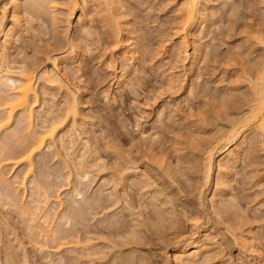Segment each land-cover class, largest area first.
<instances>
[{"label": "rangeland", "instance_id": "374dc122", "mask_svg": "<svg viewBox=\"0 0 264 264\" xmlns=\"http://www.w3.org/2000/svg\"><path fill=\"white\" fill-rule=\"evenodd\" d=\"M57 1L36 18L20 1L9 67L33 66L39 74L59 57L62 85L39 80L37 110L47 122L63 121L75 95L79 113L68 115L63 129L74 140L69 158L84 159L80 170L65 168L59 132L33 157L20 187L27 164L3 155L27 137L25 125L17 114L7 128L13 137L1 131L7 148L0 152V264H173L176 248L193 236L213 244L192 264H264L263 138L246 132L247 139L255 135L252 151L220 175L215 154L209 168L205 160L252 104L249 89L264 65V0H205L195 38L185 36L181 45L183 0H114L111 7ZM0 21V30L13 23L7 0H0ZM192 39L200 41L198 56ZM84 170L89 177L81 183ZM213 191L222 193L215 209Z\"/></svg>", "mask_w": 264, "mask_h": 264}, {"label": "bare ground", "instance_id": "6f19581e", "mask_svg": "<svg viewBox=\"0 0 264 264\" xmlns=\"http://www.w3.org/2000/svg\"><path fill=\"white\" fill-rule=\"evenodd\" d=\"M20 1L21 0H7V4L9 6V9L11 10V17H12V25L7 27V28H2L0 30V94H2L3 96L1 97L0 96V133L1 131L3 130H8L7 128L10 126V124L13 122L15 116L18 114L19 117L17 120H19V122L24 126V129L26 130V133H27V137L25 139H20L22 140L20 142V145L19 147L13 149V151L9 152V150L5 153V155H3V157H6L4 159H8V163L9 161H13V164L14 165H19L20 163H26L27 164V168H26V174H24L25 176H23V179L22 181L18 184L20 185V187H23L24 184H25V180H26V175L29 177L28 174L31 175L32 173V169H33V161L32 159H34L33 157L42 152V150L44 149H47L50 148V144H52L51 142L54 141L56 135L60 133V135H58V141H60L59 143L61 144L62 146V150H64L63 152L65 153V155L69 158V151H70V148L73 146V139H71V137L69 138L67 136V133L69 132L68 130H70L69 128L67 129V127L65 128V130L63 129L64 128V125H63V122H64V119L66 117H68V115H75L78 111H77V104H75V100H73L75 97V95H72L73 96V99H72V104H70V106H67L69 108L65 109V111L67 110L66 112V116L65 115H62L63 117H60V118H63V121L60 120L59 122H56L55 118L54 120L52 121V119L50 118V120L48 119V122L45 121V118L43 117V115H41L43 113V110L41 109H38V110H41V111H38L37 108H42L41 104L38 102V95H37V90H36V84L38 83L39 80H44L46 82H48L49 84L53 83L52 85L54 84H61L60 83V79H59V72H60V67H59V57L57 58H54L53 61H52V69L49 70V71H43L40 72L39 74H35V67L33 68V66L28 67V69H26V66L22 69H17V70H13V68H10L9 67V57H8V53H7V47L9 46V43L11 42V39L14 37V34L18 31L19 27L22 26L20 22H22V20H20V15L21 13H24L23 10L21 12L20 8L22 7L20 4ZM25 1V0H24ZM67 1V0H66ZM100 1V0H99ZM99 1L97 2L98 4H101L103 3L104 5L107 4L109 5L110 7L111 6H114L112 4H114V0H101V2L99 3ZM56 2H58L57 0H26V4H30L29 8L25 10V13L27 14H31L32 16H35L36 17H39L41 16V14H43L44 16V13L47 14L49 10H54L56 8ZM60 2V1H59ZM72 2V3H71ZM75 1L74 0H70L68 1L67 4L71 3V5H74ZM61 3V2H60ZM95 3V2H94ZM93 3V4H94ZM76 4V3H75ZM85 4V8L88 7V4L87 2H84ZM102 4V5H103ZM206 4V1L205 0H183V4H182V15L180 16V19L182 18L183 20V25L185 26V33L183 32V34L181 36L178 37V43H180L181 45V42L182 40L184 39L185 36H193L195 33H194V30H196L197 28V24L199 23V20H200V16H201V12L204 10V6ZM59 5V4H58ZM70 5V6H71ZM21 6V7H20ZM99 6V5H98ZM116 6V5H115ZM119 6V5H118ZM26 7V6H25ZM22 8V9H25ZM106 8V7H105ZM119 8V7H118ZM72 9V8H71ZM70 9V10H71ZM89 9V8H88ZM207 9V8H206ZM113 10V9H112ZM120 10V9H119ZM211 10V9H210ZM116 12V11H114ZM4 13V12H3ZM52 13V12H51ZM118 13V12H117ZM205 13V12H204ZM27 14V15H28ZM50 14V13H49ZM54 14V13H53ZM51 14V16L53 15ZM4 15V14H3ZM26 15V16H27ZM30 15V16H31ZM55 15V14H54ZM213 15V14H211ZM2 16V15H1ZM50 16V17H51ZM124 16V15H123ZM205 16V15H204ZM4 17V16H3ZM122 17V16H121ZM31 18V17H30ZM58 18V17H57ZM82 18V17H81ZM120 18V17H119ZM2 19V18H1ZM3 20V19H2ZM24 20V19H23ZM41 20V19H40ZM55 20V19H53ZM58 20V19H56ZM118 20V19H117ZM81 23H82V20L80 19ZM1 22V21H0ZM54 22V21H53ZM126 23V22H125ZM1 24V23H0ZM182 25V26H183ZM200 25V24H199ZM122 26V25H121ZM0 28H1V25H0ZM22 28V27H21ZM125 28V27H124ZM206 28V27H205ZM120 29V28H119ZM122 29V28H121ZM79 30V29H78ZM82 30V29H81ZM184 31V30H183ZM201 31V30H200ZM129 33V32H128ZM127 33V35H128ZM194 33V34H192ZM192 34V35H191ZM126 36V35H125ZM196 36V35H195ZM262 39H258L260 40L259 43H263L264 45V38H263V35H261ZM194 37V36H193ZM199 37V36H198ZM195 38V37H194ZM202 38V37H201ZM127 39V38H126ZM127 41V40H126ZM185 41V39L183 40V42ZM182 42V44H184ZM186 42L187 39H186ZM185 42V45L187 44ZM202 42V41H201ZM71 43V42H70ZM261 43V45H262ZM71 47V45H70ZM76 47V45H75ZM80 47V45H79ZM183 47V46H182ZM186 46H184L183 48H185ZM188 47V46H187ZM73 47H71L72 49ZM130 49V48H129ZM74 50V48H73ZM84 50V49H83ZM133 50V48H132ZM131 51V50H130ZM199 51H200V41L199 39H192V54L198 56L199 54ZM66 53V52H65ZM64 53V54H65ZM70 53V51H69ZM76 54V53H75ZM64 57V55L62 56ZM129 57V56H128ZM200 57V55H199ZM263 57V55L261 56ZM264 58V57H263ZM263 58H261V61L263 62ZM64 59L68 60L66 62L69 63V60L71 58H68V57H64ZM74 59V58H73ZM134 59V58H132ZM197 59V58H196ZM75 60V59H74ZM131 60V59H129ZM128 60V61H129ZM65 62V60H63ZM71 61V60H70ZM132 61V60H131ZM129 61V62H131ZM260 61V62H261ZM61 62V61H60ZM258 63V62H257ZM264 63V62H263ZM71 64H74L73 61L71 62ZM126 64V63H125ZM130 66H132V62L129 63ZM261 65V64H260ZM67 66V65H66ZM128 66V65H127ZM261 71H257L259 75H257L258 78H256V81L258 80L259 83L257 84H250L252 85L251 86V89H249L250 91H252V101L250 99V101L252 102L249 103L250 101H248L249 105L248 106V110L244 113H242L243 115L241 120L233 125L231 127V129L229 128V131L227 133V136L226 138L224 137V144L221 145L215 152L211 150L212 154L209 153L207 151V155H206V166L209 168L210 164H211V161H212V156L215 154L216 156V159H215V166H216V176L217 175H220V171L221 169L224 167L227 169V168H231L236 160L238 159V156L241 154H244L245 156L247 154H250V152L252 151L251 150V147L250 145L252 146V143H254L255 140V135H259V137H262L263 140H264V65H261ZM65 67V66H64ZM20 68V67H19ZM66 68V67H65ZM129 69V68H128ZM68 70V69H67ZM69 72V71H68ZM123 72V71H122ZM124 72H128V71H124ZM256 73V72H255ZM60 75V74H59ZM64 75V74H63ZM123 76V74L121 75ZM124 77V76H123ZM122 77V78H123ZM124 80V79H123ZM257 81V82H258ZM62 82V81H61ZM123 82V81H122ZM253 82V81H252ZM40 83V82H39ZM45 83V82H44ZM46 83V84H48ZM126 83V82H124ZM250 83V82H249ZM254 83V82H253ZM62 85V84H61ZM50 86V85H49ZM55 86V85H54ZM64 86V85H63ZM58 87V86H57ZM65 87V86H64ZM69 87V86H68ZM52 88V87H51ZM250 88V87H249ZM58 89H61L58 87ZM63 89V88H62ZM55 90V89H54ZM66 91V89H64ZM71 90V89H70ZM40 91V90H39ZM46 91V90H45ZM49 92V91H48ZM71 92V91H70ZM44 93V92H42ZM41 93V94H42ZM47 93V92H46ZM72 93V92H71ZM70 93V95H71ZM66 94V93H65ZM68 94V92H67ZM45 95V94H44ZM51 95V94H50ZM106 95V94H105ZM72 98V97H70ZM42 99V98H41ZM67 99V98H66ZM70 102V103H71ZM45 104V103H44ZM69 105V104H67ZM48 107V106H47ZM46 107V108H47ZM80 107V106H79ZM44 108V107H43ZM45 108V109H46ZM37 110V111H36ZM51 110V109H50ZM48 111V110H47ZM243 112V111H242ZM79 113V112H78ZM46 114V113H44ZM49 114V112L47 113ZM46 114V115H47ZM51 114V113H50ZM43 117L44 120L40 117ZM49 116V115H48ZM54 116V115H53ZM77 117V116H76ZM75 117V118H76ZM73 118V117H72ZM37 120V122H39L40 124V128H38L37 131L33 130V125H35V123L33 124V121ZM41 119V122L42 123H46L45 125L40 123V120ZM47 119V118H46ZM67 119V118H66ZM65 119V120H66ZM240 119V118H239ZM72 120V119H71ZM45 121V122H44ZM58 121V119H57ZM67 121V120H66ZM18 122V121H17ZM18 122V123H19ZM19 123V124H20ZM236 123V122H235ZM38 124V125H39ZM73 124V123H72ZM71 124V125H72ZM16 125V124H15ZM60 125H63V127H61ZM73 126V125H72ZM77 127V126H76ZM16 128V127H15ZM18 128V127H17ZM16 128V129H17ZM79 128V127H78ZM15 129V130H16ZM251 129L253 130L252 132L256 131L255 135L252 134V137H249L250 139H247V137H245V133L246 132H251ZM11 130V129H10ZM19 130V129H18ZM77 130V129H76ZM75 130V131H76ZM68 131V132H67ZM71 131V130H70ZM74 131V132H75ZM83 131V130H82ZM81 131V132H82ZM7 134H10L12 136V133L8 130ZM257 132L259 134H257ZM16 133V132H15ZM14 133V136L16 137V134ZM254 135V136H253ZM4 136V134H3ZM2 136V137H3ZM6 136V135H5ZM13 137V136H12ZM24 137V136H23ZM22 137V138H23ZM86 137V136H85ZM10 138V137H9ZM7 139V138H5ZM225 139H227V141L225 142ZM257 139V138H256ZM259 139V138H258ZM261 139V138H260ZM8 140V139H7ZM73 140V141H72ZM2 141V139H1ZM56 141V140H55ZM85 141V140H84ZM258 141V140H257ZM11 142V141H10ZM82 142V141H81ZM89 142V141H88ZM263 142V141H262ZM1 143V142H0ZM19 143V142H18ZM57 143V142H56ZM84 143V142H83ZM83 143H80V144H83ZM85 144V143H84ZM87 144V142H86ZM257 144V143H256ZM7 145H8V141H7ZM11 145V144H9ZM17 146V145H16ZM53 146V145H51ZM75 146V144H74ZM9 147V146H8ZM55 147V146H53ZM84 147V146H83ZM82 147V148H83ZM217 147V146H216ZM254 147V146H253ZM6 144L5 142H3V145L2 143L0 144V152L3 153V151L5 152V149H6ZM12 148H14L12 146ZM61 148V147H60ZM86 148V147H85ZM215 149V148H214ZM253 149V148H252ZM51 150V149H49ZM53 150V149H52ZM73 150V149H72ZM56 151V150H55ZM49 152V151H48ZM56 152L59 153V151L57 150ZM71 152V151H70ZM84 152V151H83ZM0 153V155H1ZM57 153V154H58ZM75 153V152H74ZM73 153V154H74ZM4 154V153H3ZM85 154V152H84ZM87 156V154H86ZM214 156V157H215ZM55 157V156H54ZM81 157V156H80ZM90 157V156H89ZM58 158V156L56 157ZM74 158V157H73ZM62 159V158H60ZM67 159V158H66ZM76 159V158H75ZM78 159V158H77ZM84 159V158H83ZM81 158V161L83 160ZM87 159V158H86ZM63 160V159H62ZM69 160V161H68ZM68 160H63L62 163L65 164V168H67V170H70L69 169L70 167H73L72 169L75 170L76 168L79 169V168H82V163L81 161H73L71 158H69ZM80 160V159H79ZM204 160V161H205ZM87 161V160H86ZM84 162V161H83ZM12 163V162H11ZM43 163V162H42ZM94 163V162H93ZM237 163V162H236ZM68 164H70L68 167ZM84 164V163H83ZM62 165V164H61ZM88 165V164H86ZM42 167V166H40ZM79 167V168H78ZM92 167V166H91ZM206 167V168H207ZM64 168V167H63ZM75 168V169H74ZM93 168V167H92ZM126 168V167H125ZM205 168V167H204ZM42 169V168H41ZM76 169V170H77ZM86 169V167H85ZM91 169V168H90ZM127 169V168H126ZM72 170V171H73ZM80 170V169H79ZM128 170V169H127ZM131 170V169H129ZM128 170V171H129ZM134 170V169H133ZM132 170V171H133ZM137 170V169H136ZM170 170V169H169ZM209 170V169H208ZM231 170V169H230ZM34 171V170H33ZM82 171V169H81ZM80 171V172H81ZM127 171V172H128ZM131 171V172H132ZM138 171V170H137ZM135 171V172H137ZM228 171V170H227ZM74 172V171H73ZM79 172V174H80ZM89 172V170H88ZM207 173H209L208 171H206ZM69 174L68 175V178L70 177V173L68 171ZM78 171L76 172V174L74 175H77L76 177H78L79 174H77ZM128 174V173H127ZM130 175V174H129ZM132 175V174H131ZM137 175V174H136ZM139 175V174H138ZM205 175V174H204ZM212 175V174H211ZM44 176V175H43ZM208 176V174H207ZM46 177V176H45ZM89 177L88 174L86 175V172L85 170L83 171V174H81V176H79V180L80 182L82 183L85 178ZM122 177V176H121ZM132 177V176H130ZM137 177V176H136ZM220 177V176H219ZM39 178V177H38ZM67 178V176H66ZM124 178V177H123ZM217 178V177H216ZM224 178V177H223ZM3 179V178H2ZM225 179V178H224ZM227 179V178H226ZM207 180V178H206ZM219 182L220 183V180H221V177L220 179L218 178ZM68 181V180H67ZM70 181V180H69ZM85 181V180H84ZM88 181V179H87ZM223 180H221L222 182ZM35 182V180H34ZM37 182V181H36ZM225 182V181H224ZM3 183V182H2ZM5 183V182H4ZM73 183V182H72ZM69 184V183H68ZM88 184V183H87ZM143 184V183H142ZM223 184V183H222ZM79 185V184H78ZM84 185V184H83ZM85 185H86V182H85ZM218 185V184H217ZM220 185V184H219ZM225 185V184H223ZM81 186V185H80ZM87 186V185H86ZM215 186V185H214ZM3 186H1L2 188ZM41 187V186H40ZM39 187V188H40ZM216 187V186H215ZM6 188V187H5ZM38 188V189H39ZM85 188V187H84ZM220 188V186H219ZM219 188H216L217 191H220ZM222 188V187H221ZM11 189V187H10ZM37 189V190H38ZM41 189V188H40ZM43 189V188H42ZM46 189V187H45ZM76 189V188H75ZM8 190V189H7ZM84 190V189H83ZM13 191V190H12ZM36 191V189H34V192ZM40 191V190H39ZM75 191L78 192V190L76 189ZM217 191H213L211 193V197L209 202H211V207L212 208H216L218 203L221 202V199H222V193L219 194V192L217 193ZM74 192V191H73ZM76 192V193H77ZM83 192V191H82ZM209 192V191H208ZM224 192V191H223ZM226 192V191H225ZM38 193V192H37ZM75 193V192H74ZM81 193V192H80ZM217 193V194H216ZM35 194V193H34ZM102 194V193H101ZM100 194V196H101ZM32 195V194H31ZM79 196V193L77 194ZM155 195V194H154ZM219 197H218V196ZM225 195V194H224ZM6 196V195H5ZM34 196V195H33ZM36 196V195H35ZM39 195H37L38 197ZM98 196V195H97ZM120 196V195H119ZM156 196V195H155ZM8 197V196H7ZM80 197V196H79ZM83 198V196H81ZM216 197H218L216 199ZM82 198H79V199H82ZM97 199V198H96ZM227 199V197L225 198ZM10 200H12L10 198ZM33 201V200H32ZM31 201V202H32ZM75 201V200H74ZM80 201H83V200H80ZM100 201V200H99ZM103 201V200H102ZM101 201V202H102ZM160 201V200H159ZM36 202V201H35ZM85 202V201H84ZM33 203V202H32ZM75 203V202H74ZM93 203V202H92ZM223 203V202H222ZM227 203V202H226ZM34 205L37 204L36 203H33ZM33 205V206H34ZM231 205V204H230ZM37 206V205H36ZM165 206V204H164ZM71 207V206H69ZM88 207V205H87ZM91 207V206H90ZM31 208V207H30ZM36 209V207L34 206L32 208L33 209ZM38 208V207H37ZM171 208V207H169ZM69 209V208H68ZM71 209V208H70ZM225 209V207H224ZM231 209H232V206H231ZM30 210V209H29ZM86 210V209H85ZM79 211V210H78ZM81 211V210H80ZM167 211V210H166ZM215 211V210H214ZM228 211V209L226 210ZM231 211V210H229ZM22 212V211H21ZM32 212V211H31ZM77 212V211H76ZM25 213V212H24ZM227 213V212H226ZM70 214V213H69ZM79 215V213H77ZM66 215V213H65ZM166 215V214H165ZM63 216V215H62ZM61 216V217H62ZM168 216V215H167ZM45 217V216H44ZM43 217V218H44ZM67 217V216H66ZM65 217V218H66ZM160 217V216H159ZM72 218V217H71ZM232 218V217H231ZM48 219V218H47ZM70 218L66 219V220H69ZM77 219V218H76ZM236 219V218H235ZM50 221V220H49ZM146 226V225H145ZM146 231V230H145ZM143 233V232H142ZM57 234V233H56ZM65 234V233H64ZM196 235V234H195ZM67 237V236H66ZM208 237V236H207ZM206 237V238H207ZM205 238V237H204ZM204 238H200L198 236H193L189 243H185L186 245H183V246H179L178 248H176V250L174 251L173 253V260H172V263L173 264H192L194 262H198L199 259H201V257L206 254L210 249L211 245L213 244L212 240L209 241V239H204ZM62 239V238H61ZM60 239V240H61ZM184 239V238H183ZM59 240V241H60ZM63 240V239H62ZM65 240V239H64ZM67 240V239H66ZM215 242V241H214ZM174 247V246H173ZM117 250V249H116ZM9 251V250H8ZM112 252V251H111ZM118 252V251H117ZM121 252V251H120ZM170 254V253H169ZM118 255V254H117ZM140 255V254H139ZM133 257V256H132ZM169 258V257H168ZM11 261V260H10ZM9 261V262H10ZM110 261V260H109ZM11 263V262H10ZM15 263V262H14ZM132 263V262H131Z\"/></svg>", "mask_w": 264, "mask_h": 264}]
</instances>
